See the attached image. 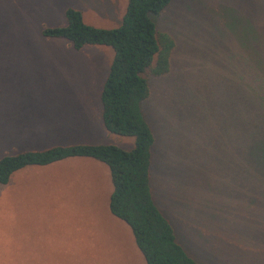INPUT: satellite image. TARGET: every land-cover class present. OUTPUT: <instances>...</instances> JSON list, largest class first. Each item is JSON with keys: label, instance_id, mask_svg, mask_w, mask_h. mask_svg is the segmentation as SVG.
<instances>
[{"label": "rangeland", "instance_id": "1", "mask_svg": "<svg viewBox=\"0 0 264 264\" xmlns=\"http://www.w3.org/2000/svg\"><path fill=\"white\" fill-rule=\"evenodd\" d=\"M126 4L0 0V158L81 143L132 149V138L107 132L100 120L113 51H75L40 35L64 24L67 8L88 25L116 28ZM155 22L175 48L169 73L148 77L143 107L157 142L154 200L199 264H264V135L249 137L246 108L234 102L264 86L256 82L264 81V3L173 0ZM209 99L222 104V139L214 130L209 141L195 133V107ZM111 191L108 168L89 159L14 174L0 185V264H145L108 211Z\"/></svg>", "mask_w": 264, "mask_h": 264}, {"label": "trees", "instance_id": "2", "mask_svg": "<svg viewBox=\"0 0 264 264\" xmlns=\"http://www.w3.org/2000/svg\"><path fill=\"white\" fill-rule=\"evenodd\" d=\"M172 1L127 0L120 24L112 29L88 25L80 11L67 8L64 24L44 27L40 31L43 38L64 40L75 51L86 46L106 47L113 51L99 93L100 120L107 132L132 138V149L81 143L54 145L0 158L2 186L26 168H44L77 159L105 165L112 184L108 211L127 226L145 264H199L179 242L173 225L155 202L151 188V168L157 142L143 107L150 96L148 77H162L170 71L175 43L169 35L158 33L155 18ZM260 1L264 3V0ZM256 82L264 84V81ZM214 97L216 94L209 98ZM210 99V105L201 111L195 107V127L201 128L195 133L207 141L212 130L222 139L215 122L222 104ZM248 99L234 102L240 108H246L243 123L252 139L264 135V86H258L257 96ZM197 101L201 98L197 97Z\"/></svg>", "mask_w": 264, "mask_h": 264}]
</instances>
